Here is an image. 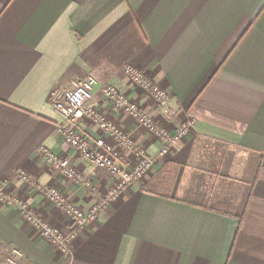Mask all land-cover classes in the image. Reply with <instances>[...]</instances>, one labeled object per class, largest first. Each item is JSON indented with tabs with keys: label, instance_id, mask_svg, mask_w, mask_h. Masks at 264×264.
Returning <instances> with one entry per match:
<instances>
[{
	"label": "crops",
	"instance_id": "crops-1",
	"mask_svg": "<svg viewBox=\"0 0 264 264\" xmlns=\"http://www.w3.org/2000/svg\"><path fill=\"white\" fill-rule=\"evenodd\" d=\"M127 65L167 90L171 117L127 78ZM87 77L96 80L90 105L149 155L161 142L106 100L103 86L168 131L193 125L141 181L105 204L68 253L0 203V264H264V0H0V189L64 234L70 223L43 188L87 210L113 185L56 132L63 119L52 93ZM73 128L104 138L87 120ZM43 146L85 182L52 170ZM159 175L165 180L155 194L142 191ZM229 183L237 185L233 201L223 197ZM229 203L234 211L225 213Z\"/></svg>",
	"mask_w": 264,
	"mask_h": 264
},
{
	"label": "built area",
	"instance_id": "built-area-1",
	"mask_svg": "<svg viewBox=\"0 0 264 264\" xmlns=\"http://www.w3.org/2000/svg\"><path fill=\"white\" fill-rule=\"evenodd\" d=\"M124 72L134 85L140 87L154 99L157 108L165 117H171L168 110L169 94L166 89L154 83L143 71L133 65H127ZM95 85L96 80L93 77L75 79L71 82L70 88L52 93L51 101L54 110L63 119V123L57 125L56 132L63 138L64 144L76 150L79 156L89 161L93 168L104 170L112 177V188L105 192L106 194L100 202L90 205L87 210H82L60 195L61 193L57 189L43 188V193L48 201L55 205L70 223L68 233L64 234L47 222L36 218L32 211L26 209L25 203L5 195L0 189V203L17 207L25 221L63 254L70 251L80 231L96 223L105 204L116 201L129 186L141 181L157 160L169 155L176 143L186 137L193 125V121L186 120L175 131H168L160 127L151 115H146L137 103L123 95L115 86H103L100 92L106 100L111 102L115 108L126 112L140 128L161 142V148L156 154L149 155L146 153V149L133 141L130 134L110 123L102 113L90 105ZM83 120L93 123L97 130L103 133L104 138L91 140L77 132L73 126ZM106 138L109 139V142ZM125 151L129 152L135 160L128 167L123 162ZM41 153L57 174L79 185L85 182L81 173L72 169L66 160L56 157L47 147L43 146ZM19 176L22 180L28 181V177L23 171L19 173ZM10 262L12 263V260Z\"/></svg>",
	"mask_w": 264,
	"mask_h": 264
},
{
	"label": "trees",
	"instance_id": "trees-1",
	"mask_svg": "<svg viewBox=\"0 0 264 264\" xmlns=\"http://www.w3.org/2000/svg\"><path fill=\"white\" fill-rule=\"evenodd\" d=\"M161 175H159L157 178L156 177H152L151 180H149V182H146L143 186H142V191L146 192V193H151V194H155V192L157 190H159V188L161 187V185L163 184L165 178H161ZM234 211L232 207L227 208V210L225 211V213L228 212H232ZM243 210L240 213H243ZM239 213V215H236L235 218L239 221V223L241 222L242 219V215Z\"/></svg>",
	"mask_w": 264,
	"mask_h": 264
},
{
	"label": "rangeland",
	"instance_id": "rangeland-1",
	"mask_svg": "<svg viewBox=\"0 0 264 264\" xmlns=\"http://www.w3.org/2000/svg\"><path fill=\"white\" fill-rule=\"evenodd\" d=\"M194 170H195L194 173H198V174H200L202 171H205L206 169L204 168V170H202V171H201V170L199 171V170H196V169H194ZM194 170H193V171H194ZM193 171H192V172H193ZM207 172H208V171H207ZM194 173H193V175H194ZM215 173H216V172H215ZM245 179H247V178L245 177ZM245 179H244V182H246ZM215 183H217V182H215ZM198 184H200V183H198ZM229 185H230V183H229ZM232 185H233V184H231L230 187H229V188H231V189H229L228 187H226L227 189L225 188V190H224L225 192L228 191L227 193H224V195H223L224 199L227 200V201H233V200H231V199L235 196V192H236L235 189H237V185H236V184H234L233 186H232ZM248 185H249V184L246 183V184H245L246 187L244 186V189H246ZM209 186H210V187H209ZM209 186H208V189H211V190L213 189V191L216 192V193L221 192L219 187L216 188V189H215V188H212L211 185H210V183H209ZM213 187H215V186L213 185ZM233 190H234V191H233ZM241 191H242V190H241ZM204 204L207 205V203H204ZM207 206H211V207L213 206L214 208H218L217 205L215 206L213 203L208 204ZM228 206L231 207V206H233V205H232L231 203H229ZM232 208H233V210H234V206H233Z\"/></svg>",
	"mask_w": 264,
	"mask_h": 264
}]
</instances>
